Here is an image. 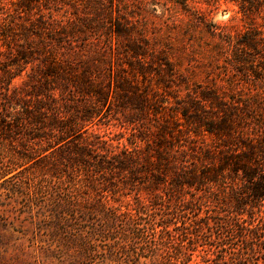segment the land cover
<instances>
[{
  "label": "trees",
  "instance_id": "16d2710c",
  "mask_svg": "<svg viewBox=\"0 0 264 264\" xmlns=\"http://www.w3.org/2000/svg\"><path fill=\"white\" fill-rule=\"evenodd\" d=\"M231 1L264 14V0ZM128 3L0 0V184L43 158L27 178L42 177L37 193L56 191L40 249L60 264H188L199 250L211 264H264V114L245 110L258 93L238 97L217 77L201 80L190 24L207 23L200 9L175 0L188 22L149 28L145 0ZM206 27L215 51L202 52L206 70L217 54L233 56L245 79L264 70L257 27ZM148 84L185 90L178 114L136 123L130 145L92 130L121 91L133 94L137 116L148 111ZM15 141L26 147L18 156L8 149ZM125 190L134 202L122 210L106 193Z\"/></svg>",
  "mask_w": 264,
  "mask_h": 264
},
{
  "label": "rangeland",
  "instance_id": "374dc122",
  "mask_svg": "<svg viewBox=\"0 0 264 264\" xmlns=\"http://www.w3.org/2000/svg\"><path fill=\"white\" fill-rule=\"evenodd\" d=\"M4 1L7 2L8 0ZM126 1L129 2V9H136V6H142V0L135 2L138 4L132 3L133 0ZM145 2L149 28H152L156 24H165L167 21L178 26H183L188 22L185 13L181 12L180 8L177 9L175 0H145ZM187 2L190 4V8L200 9V16L207 22L200 25L190 23L191 26H196L195 39L199 41L195 44L196 47H199L200 51L198 52L200 53L191 55L193 59L196 60L198 66H201L199 70L201 73V80H203L204 83H208L213 82L212 80L217 77L219 78L218 84L221 82L219 85L223 90L228 92V94H234L238 97L243 95L246 98L244 94L250 91L258 93L256 99L253 100L254 102H249L248 99H246L250 108L246 107L245 110L249 112V114H264V70L260 69L257 71L258 77H255V75L251 73V76L245 79L243 74L233 70V65L231 64L233 61H228L229 59L233 60V56L226 58L219 54H217L215 58L218 60L214 59L213 69L206 70L204 63L209 59L205 58L203 55L204 53H202L215 52L213 50L214 39L210 38V35L206 32L207 24L213 22L221 24L222 26H227L232 33L236 34L244 32L252 25L264 33V14H244V12L240 10L239 5L231 0H187ZM262 49H264V47H262L261 50ZM261 52L264 53V50ZM253 59L255 60L254 63L258 64L262 60V57H260V54H257L255 57L251 58V60ZM209 63L211 64V61H209ZM229 69L233 71L230 72L228 71ZM205 71H207V73H205ZM220 79L223 81H220ZM22 80L23 78H19L17 82L21 83ZM148 85L150 86L148 89L151 90H149L150 98H154L151 102L153 105H148V111L140 114L138 113L139 115L137 116V112L134 109L135 107L131 104L132 99H134L132 98L133 94L121 91L122 95H120V99L113 96L111 103L101 107V120H98V118L95 120L91 127L92 130L103 135L104 139H112L111 142L114 145H130L129 139L132 137L131 135H134L135 130L133 129L136 123V125H138L143 122L148 123V121L154 122V119H171L175 114H178V110L182 109V104L187 100L185 90L180 92L176 90L174 86L164 90L163 88L158 89L157 85ZM170 85L172 86V84ZM108 88L109 87H106V90ZM113 89H115V87H112V89L110 87V92L108 93L113 95ZM153 91L155 93H153ZM236 91H238V93H235ZM121 98H123L124 101H122ZM133 102L136 101L133 100ZM123 105L128 106V109L124 108ZM158 111L160 113H157ZM132 114L137 116V118L143 119L130 122L129 119L132 118L130 117ZM37 141L38 140L29 143L35 145ZM7 143L9 146L8 149H10L9 151L16 152V156H18V151L24 152L26 148L18 141ZM143 144L145 145L144 142ZM38 146L39 145H36V147ZM13 149H15V151ZM57 153L58 152H54L53 155L57 156ZM32 157L34 159H31L29 163L19 168L21 171L17 174L16 178L10 182L0 184V264H60V262L51 259L48 253H46L47 255L42 253L40 249V244H42L40 240L44 238L43 233H49L51 231L44 221H49L54 217V204L52 203L51 195H55L56 191L53 188L50 193L36 192L35 188L43 184H39V180L42 177L39 176L36 182L27 177L31 172L38 169V163L43 158L38 155L36 157L32 155ZM55 181H57V178H53L52 182H44L45 187L43 186V190L38 191H44L46 187H49ZM127 192H129V190L120 191L117 194L109 191L106 194L109 195L108 199L111 204H124L121 208L125 210L126 202H134V193L129 194ZM115 198L120 199V201H115ZM95 202L96 200L93 199L90 206L91 210L96 208L93 206ZM96 213L98 214L90 216H102L100 211ZM203 256L204 253L199 250L195 253L193 261L188 264H211V262H206Z\"/></svg>",
  "mask_w": 264,
  "mask_h": 264
}]
</instances>
